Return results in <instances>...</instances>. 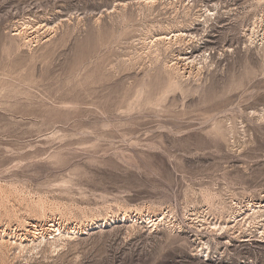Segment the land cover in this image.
Instances as JSON below:
<instances>
[{"label":"rangeland","instance_id":"374dc122","mask_svg":"<svg viewBox=\"0 0 264 264\" xmlns=\"http://www.w3.org/2000/svg\"><path fill=\"white\" fill-rule=\"evenodd\" d=\"M2 231L0 264H264V0H0Z\"/></svg>","mask_w":264,"mask_h":264},{"label":"bare ground","instance_id":"6f19581e","mask_svg":"<svg viewBox=\"0 0 264 264\" xmlns=\"http://www.w3.org/2000/svg\"><path fill=\"white\" fill-rule=\"evenodd\" d=\"M176 35V34H175ZM160 38H162V37H160ZM165 38V37H164ZM193 60V59H192ZM37 211V210H36ZM124 219H126L127 218V216H124L123 217ZM150 219V218H149ZM151 221H153V220H151ZM50 222V224H48L47 225V230H48V234H44V233H42V232H37L39 229H37V227H35L34 229H35V233H34V236H32V238L29 240V241H31L32 243H34V242H36L37 240H39L40 241V239L42 238V240H44V241H46V242H48L49 244L50 243H54L52 240L53 239H55L56 237H58V236H62V235H67L68 237H70L71 238V235H73L75 232L77 233V232H79L78 230H76V229H78V228H74V229H68V228H66V227H64V226H62L58 221H49ZM100 223V222H99ZM155 223V221H153L152 222V225ZM63 224V223H62ZM78 224V223H77ZM36 225V224H35ZM98 225V224H97ZM84 228V227H83ZM47 230H46V232H47ZM86 230V229H85ZM30 231V230H29ZM45 231V230H44ZM33 232V231H32ZM28 234V233H27ZM15 237V236H14ZM3 238H4V232L2 231V232H0V243H1V241H3ZM12 238V237H11ZM25 238V237H24ZM20 239V238H19ZM41 240V241H42ZM14 241H16V239L14 240ZM19 241H22V240H19ZM36 245V244H35ZM208 246V245H207ZM37 247V246H36Z\"/></svg>","mask_w":264,"mask_h":264}]
</instances>
